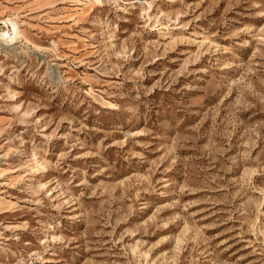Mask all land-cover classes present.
I'll return each instance as SVG.
<instances>
[{
  "label": "rangeland",
  "instance_id": "1",
  "mask_svg": "<svg viewBox=\"0 0 264 264\" xmlns=\"http://www.w3.org/2000/svg\"><path fill=\"white\" fill-rule=\"evenodd\" d=\"M0 264H264V0H0Z\"/></svg>",
  "mask_w": 264,
  "mask_h": 264
},
{
  "label": "bare ground",
  "instance_id": "2",
  "mask_svg": "<svg viewBox=\"0 0 264 264\" xmlns=\"http://www.w3.org/2000/svg\"><path fill=\"white\" fill-rule=\"evenodd\" d=\"M16 25H13V27L15 28ZM6 35H1V37H5Z\"/></svg>",
  "mask_w": 264,
  "mask_h": 264
}]
</instances>
